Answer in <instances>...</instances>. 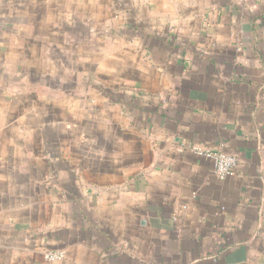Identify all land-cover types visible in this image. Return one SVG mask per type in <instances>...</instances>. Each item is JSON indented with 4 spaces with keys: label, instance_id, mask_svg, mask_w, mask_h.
Masks as SVG:
<instances>
[{
    "label": "crops",
    "instance_id": "0c3cea01",
    "mask_svg": "<svg viewBox=\"0 0 264 264\" xmlns=\"http://www.w3.org/2000/svg\"><path fill=\"white\" fill-rule=\"evenodd\" d=\"M0 264H264V0H0Z\"/></svg>",
    "mask_w": 264,
    "mask_h": 264
},
{
    "label": "built area",
    "instance_id": "2783aa9c",
    "mask_svg": "<svg viewBox=\"0 0 264 264\" xmlns=\"http://www.w3.org/2000/svg\"><path fill=\"white\" fill-rule=\"evenodd\" d=\"M186 149L190 150L197 156L207 159L212 165L214 174L221 180L230 177L235 173L237 158L233 153L227 150L222 148L213 149L199 143H192L185 146L181 145L178 148V151L182 152ZM44 256L47 261H58L64 257V251L49 250L45 252Z\"/></svg>",
    "mask_w": 264,
    "mask_h": 264
}]
</instances>
